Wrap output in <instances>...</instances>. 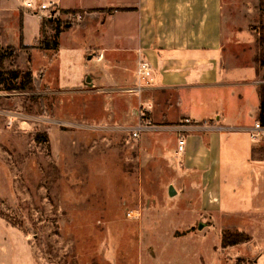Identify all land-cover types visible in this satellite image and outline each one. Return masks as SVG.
I'll return each instance as SVG.
<instances>
[{
    "label": "rangeland",
    "instance_id": "obj_1",
    "mask_svg": "<svg viewBox=\"0 0 264 264\" xmlns=\"http://www.w3.org/2000/svg\"><path fill=\"white\" fill-rule=\"evenodd\" d=\"M222 1L227 57L264 82V65L254 64L262 2ZM28 15L0 13V264H264L263 217L248 231L252 244L222 247L223 225L198 205L197 176L182 171L177 153L165 156L171 141L136 99L150 98L149 88L85 85L100 66L88 59L96 35L62 38L53 56L36 48L50 35L43 14ZM59 17L74 34L78 18L54 11L50 20ZM26 73L28 89L7 90ZM143 108L152 132L128 140L124 127L141 121Z\"/></svg>",
    "mask_w": 264,
    "mask_h": 264
},
{
    "label": "crops",
    "instance_id": "obj_2",
    "mask_svg": "<svg viewBox=\"0 0 264 264\" xmlns=\"http://www.w3.org/2000/svg\"><path fill=\"white\" fill-rule=\"evenodd\" d=\"M42 1L55 2L51 11L61 13L65 21L70 14L78 18L74 34L72 26L60 33L58 50L62 38L96 35L87 46L88 59L95 56L100 66L87 75L85 85L108 90L137 84L149 88L150 98L139 101L138 93L136 99L147 104L151 120L161 129L156 134L165 133L166 141H171L174 149L165 154L168 159L176 158L178 138L169 127L183 119L197 123L182 133L184 151L177 154L182 171L197 176L198 205L210 215L208 221L222 224L223 230L246 234L250 237L246 244H252L248 231L252 233L251 227L264 218V142H252L249 133L259 123L257 88L264 82L258 81L250 65H233L227 57L223 1ZM0 9V13L21 12L24 21L28 14H38L17 0H0ZM40 21L34 24L36 32ZM236 33L234 39L242 40L240 32ZM142 61L148 63L149 72L140 78L136 70ZM150 132L127 139L137 141ZM155 138L159 145V135ZM254 249L251 245L248 252Z\"/></svg>",
    "mask_w": 264,
    "mask_h": 264
},
{
    "label": "trees",
    "instance_id": "obj_3",
    "mask_svg": "<svg viewBox=\"0 0 264 264\" xmlns=\"http://www.w3.org/2000/svg\"><path fill=\"white\" fill-rule=\"evenodd\" d=\"M260 1L262 2L261 7H263L264 0ZM43 24L48 27L52 34L50 37L41 40L36 48L42 51H50L52 54H56L58 52V38L63 30L64 25L62 26L61 22L54 18L51 20L50 18L44 19ZM257 46L258 57L256 55V57L254 58V64H256L258 68H260V66L264 65V28H262L259 33V37L257 39ZM12 78H15V74H12ZM262 81H264V77L262 78ZM20 82H22L23 85H19L18 87L10 86L7 87V90L24 91L28 89L32 84L31 76L27 73L24 74L22 81ZM257 94L259 100L257 120L259 122V125L261 127H264V84H260L258 86ZM220 240L222 243V247L228 248L232 246L246 244L250 241V237L244 233H239L237 231L224 230L221 232Z\"/></svg>",
    "mask_w": 264,
    "mask_h": 264
},
{
    "label": "built area",
    "instance_id": "obj_4",
    "mask_svg": "<svg viewBox=\"0 0 264 264\" xmlns=\"http://www.w3.org/2000/svg\"><path fill=\"white\" fill-rule=\"evenodd\" d=\"M21 4V6L24 9L32 10L37 13H42L43 17L50 18V12L52 8L56 5L55 2H49L48 4L46 2H43L42 0H17ZM149 72L148 63L145 62H139L136 70V74L142 78L141 76L146 75ZM127 92H136L138 93L140 88H130V89H123ZM146 112V109H142L139 114L141 121L138 119V123L133 127H126L124 128V131L126 133V136L130 139H137L139 135L145 131L152 130L153 126L150 123L148 119L144 118V113ZM190 125V121L188 119L182 120V122L172 127L171 129L178 133L177 138V144H176V153L182 154L184 151L185 146V138L183 136V131H185L188 126ZM250 140L252 142H258L262 141L264 142V127H261L259 123H255L253 127L250 129L249 133Z\"/></svg>",
    "mask_w": 264,
    "mask_h": 264
},
{
    "label": "water",
    "instance_id": "obj_5",
    "mask_svg": "<svg viewBox=\"0 0 264 264\" xmlns=\"http://www.w3.org/2000/svg\"><path fill=\"white\" fill-rule=\"evenodd\" d=\"M54 14V11H52L51 13H50V15L52 16ZM175 194V191L173 190V188L170 186L169 188H168V195L171 197V196H173ZM200 227H201V225H198V229H200Z\"/></svg>",
    "mask_w": 264,
    "mask_h": 264
},
{
    "label": "bare ground",
    "instance_id": "obj_6",
    "mask_svg": "<svg viewBox=\"0 0 264 264\" xmlns=\"http://www.w3.org/2000/svg\"><path fill=\"white\" fill-rule=\"evenodd\" d=\"M136 214V213H135ZM132 218V217H131Z\"/></svg>",
    "mask_w": 264,
    "mask_h": 264
}]
</instances>
